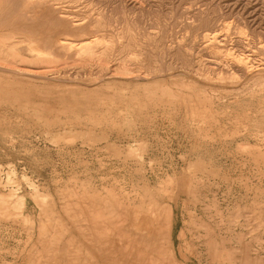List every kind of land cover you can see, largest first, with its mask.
Here are the masks:
<instances>
[{
    "label": "rangeland",
    "instance_id": "374dc122",
    "mask_svg": "<svg viewBox=\"0 0 264 264\" xmlns=\"http://www.w3.org/2000/svg\"><path fill=\"white\" fill-rule=\"evenodd\" d=\"M68 1L93 54L2 62L0 264H264V0Z\"/></svg>",
    "mask_w": 264,
    "mask_h": 264
},
{
    "label": "bare ground",
    "instance_id": "6f19581e",
    "mask_svg": "<svg viewBox=\"0 0 264 264\" xmlns=\"http://www.w3.org/2000/svg\"><path fill=\"white\" fill-rule=\"evenodd\" d=\"M65 2L70 3L72 1H68V0L67 1H65V0H23L25 7H24V10L22 11V14L24 17H26L27 19H29L31 21H35L37 18L39 19L38 13L40 11H47L48 15L46 16L45 20L50 21L49 23L52 24L51 26L52 27L55 26V28H56L55 30H60L61 32L55 33V34H52V33L50 34V31H46V32L44 31V34H40L42 32L39 33L36 30L29 28L28 33H23V34L21 33V34H8L7 35L4 33H1L0 37H4L5 39L2 41L0 40V72H7V73H12V74L22 76L23 70H20L19 68L17 69L16 67L15 68L10 67L9 65L6 66L7 64H4L2 62L6 61L8 63L9 62L13 63V61H15V60L18 61L19 58L21 57L20 56L18 58V55H20V50H22V47H24V46H28L32 50V52L37 53V54H41L43 52V49L45 51L46 50L52 51L53 49H64L65 50V49H70V48H76L77 51H79L81 53L82 52L85 53L84 55L91 54V53L93 54V52L95 50H93V48H92L93 46L90 45V44H92L91 40H86L85 38H83V36L81 38H79L78 40H74L71 37H68L69 36L68 31L69 30H82L88 25H87V22L84 20L86 18H84V19H82L83 17L79 18V16L76 15L77 11L72 10L73 7L70 8L68 5H65ZM74 3H75V1H74ZM20 15H21V13H20ZM40 15H41V13H40ZM43 28L45 29V27H42V29ZM46 30H47V27H46ZM65 33H67V34H65ZM62 34L65 36H62ZM120 36H122V35H120ZM215 36L217 37V35H215ZM96 40H97V38H96ZM119 41H120V39H119ZM123 41H124V39H123ZM215 42H214V44H215ZM95 48H98V47H95ZM102 49H103V52L106 53L108 51L109 47L104 46ZM238 60H239V62L242 63V65L240 64L241 67L243 66L244 69L248 68V64H249L248 57L247 58L246 57L238 58ZM249 60H251V59H249ZM9 85H10L9 83H1L0 82V91H4V92L9 91V88H10ZM16 101H17V99H16ZM7 203H8V200L5 198V196L2 195L0 197V215L5 213L4 207L7 205ZM142 204H143V202H142ZM147 207H148V205H147ZM146 215H148V214H146ZM152 215H153V213H152ZM156 216H157V214H156Z\"/></svg>",
    "mask_w": 264,
    "mask_h": 264
}]
</instances>
